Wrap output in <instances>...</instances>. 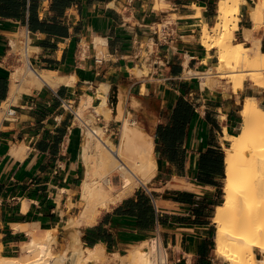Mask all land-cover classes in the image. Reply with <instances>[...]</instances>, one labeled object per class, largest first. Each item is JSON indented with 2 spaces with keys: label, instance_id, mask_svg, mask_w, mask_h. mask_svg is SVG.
Segmentation results:
<instances>
[{
  "label": "crops",
  "instance_id": "0c3cea01",
  "mask_svg": "<svg viewBox=\"0 0 264 264\" xmlns=\"http://www.w3.org/2000/svg\"><path fill=\"white\" fill-rule=\"evenodd\" d=\"M218 1L0 0V107L10 99L11 74L23 65L14 53L16 33L28 31L22 54L31 69L54 74L52 86L20 83L8 104L14 116L0 122V257H25L29 233L51 231L54 254L76 234L81 248L101 246L114 262L152 237L166 264L219 259L213 215L221 205L226 136L236 134L245 98L264 106V88L244 82L233 92L228 82L213 83L217 75H204L217 54L202 46V28L216 23ZM255 1L239 6L240 42ZM255 36L264 52V28ZM87 97L83 118L107 99L112 111L95 115V123L113 144L121 103L123 117L151 138L156 170L95 222L73 228L86 176V126L77 114Z\"/></svg>",
  "mask_w": 264,
  "mask_h": 264
},
{
  "label": "bare ground",
  "instance_id": "6f19581e",
  "mask_svg": "<svg viewBox=\"0 0 264 264\" xmlns=\"http://www.w3.org/2000/svg\"><path fill=\"white\" fill-rule=\"evenodd\" d=\"M242 3L245 0H219L216 23L211 28L204 25L201 35L202 46L217 51L216 66L204 75H217L227 80L233 92L240 90L245 81L264 88V52L259 47L260 37L255 36L264 28V0H256L249 10L252 26L243 31L244 42H233ZM16 44L17 40L11 42L12 48L15 49ZM23 57V65L16 67L10 76V99L0 107L4 110V106L15 103L14 96L22 91L19 85L23 81L39 85L46 82L52 86L54 74L33 71L26 59V51ZM101 100L93 108V114L83 118L82 113L90 101L87 97L77 114L86 126V142L81 150L86 176L79 188L81 210L72 221L73 228L95 222L101 209L121 200L136 184L148 182L156 170L151 138L139 128L131 127L123 115L118 116L122 122L118 143L113 144L104 137V129L94 123L95 115H105L103 108L107 99L102 97ZM117 110L121 111L120 102ZM240 114L242 120L237 133L226 136L229 145L224 156L223 202L213 215L214 251L223 264H264V208L260 207L264 198V107L259 106L254 97L245 98ZM113 176L120 178L118 194L113 193L116 190ZM29 236L24 247L25 257H0V264H87L90 261L99 263L105 258L101 246L81 248L76 234L66 250L57 254L51 251L55 241L51 231L41 238H36L33 232ZM160 243L151 238L126 255L114 256L121 260L120 264H166Z\"/></svg>",
  "mask_w": 264,
  "mask_h": 264
},
{
  "label": "rangeland",
  "instance_id": "374dc122",
  "mask_svg": "<svg viewBox=\"0 0 264 264\" xmlns=\"http://www.w3.org/2000/svg\"><path fill=\"white\" fill-rule=\"evenodd\" d=\"M16 35H17V37H18V41H19V45H18V48L19 49H17L16 51H14V53H20L21 54V58L23 59V54H22V52H23V49H24V39H25V34H24V32L23 31H20V32H18V33H16ZM233 42H240V40L238 39V38H234L233 39ZM216 54H217V51H216ZM216 64H217V59H216ZM212 76H214V75H212ZM216 76V75H215ZM213 83L214 84H221V82H227V80H225V79H221V78H218L217 76L216 77H214L213 78ZM245 83H247L248 85H253L252 83H250V82H248V81H245ZM227 84V83H226ZM5 107V110H4V108L2 107V108H0V122H1V120L2 119H4V113H5V111H7V109H8V106H4ZM111 107V106H110ZM120 107H121V103H120ZM262 107H264V106H262ZM103 110L105 111V113H106V111L107 112H109L110 111V109H108L107 108V103H106V106L103 108ZM3 111V112H2ZM112 111V110H111ZM110 111V112H111ZM124 113V109H122V107H121V111L119 110L118 111V115L120 114V115H122ZM127 118V120H128V122H129V125L131 126V127H137L138 128V124H136L133 120H131V118H130V116H128V117H126ZM96 122V119L94 118V123ZM96 124V123H95ZM97 125V124H96ZM236 133H237V131H236ZM112 183L114 184V187H116V190L115 191H113V193H115V194H118V193H120V178L118 177V176H113L112 177ZM138 184H136V186H137ZM222 185H223V177H222V182H221V186H220V194H221V204H222V202H223V190L221 189V187H222ZM118 186V187H117ZM135 188V187H134ZM261 208H264V198H262V200H261ZM78 211V210H77ZM76 216H77V214H75ZM76 216H73L71 219H75L76 218ZM72 224V223H71ZM53 236H54V234H53ZM55 237H56V233H55ZM154 237H152V239H153ZM57 240V239H56ZM155 240H157L158 242L160 241L158 238H155ZM58 242V241H57ZM138 244L139 243H137V244H135L133 247H131V248H129L128 250H126L124 253H123V255H126L130 250H132V249H135V248H137L138 247ZM55 246V244H53V247ZM161 248H162V246H161ZM253 250L256 252V248H253ZM161 251L163 252L162 254H164V251H163V249H161ZM165 255V254H164ZM115 257V256H114ZM258 258H260V256L258 255L257 256ZM214 258H216L215 257V255H214ZM117 259V258H116ZM219 259H221L220 257H219ZM219 259H217L216 258V260H215V263L214 264H223ZM120 259H117V261L116 262H114V261H112V256H108V255H106V258L104 259V261L102 262V264H109V263H112V264H120Z\"/></svg>",
  "mask_w": 264,
  "mask_h": 264
},
{
  "label": "built area",
  "instance_id": "2783aa9c",
  "mask_svg": "<svg viewBox=\"0 0 264 264\" xmlns=\"http://www.w3.org/2000/svg\"><path fill=\"white\" fill-rule=\"evenodd\" d=\"M27 36H28V31L26 30V32H25V39H24V46H25V43L27 41ZM14 113H15V111L12 108L9 107V111H5V113H4V118L13 117L14 116Z\"/></svg>",
  "mask_w": 264,
  "mask_h": 264
},
{
  "label": "water",
  "instance_id": "95a60500",
  "mask_svg": "<svg viewBox=\"0 0 264 264\" xmlns=\"http://www.w3.org/2000/svg\"><path fill=\"white\" fill-rule=\"evenodd\" d=\"M115 102V98H113V100H112V103H114Z\"/></svg>",
  "mask_w": 264,
  "mask_h": 264
}]
</instances>
